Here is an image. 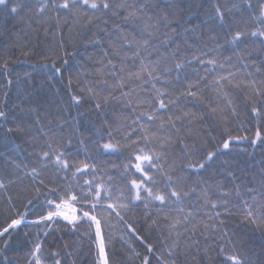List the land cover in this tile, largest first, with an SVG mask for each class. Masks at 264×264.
<instances>
[{
    "label": "trees",
    "instance_id": "1",
    "mask_svg": "<svg viewBox=\"0 0 264 264\" xmlns=\"http://www.w3.org/2000/svg\"><path fill=\"white\" fill-rule=\"evenodd\" d=\"M12 2L15 0H10L9 7ZM22 2L27 7L17 14L0 11V111L5 113L0 118V182H3L0 230L11 219L24 214V223L0 237V264H35L32 252L36 243L42 246L39 258L43 264H54L56 259L61 264H98L96 246L88 235L94 239L95 228L94 225L90 228L87 220L75 228L61 217L32 223L52 210L48 201L58 203V198L64 197L69 188L79 194L84 181L93 179L108 187L106 195L111 197L102 200L103 207L93 213L101 220L109 264H144V257L149 258L150 264L164 261L222 264L221 244L228 247L230 254L238 252L248 257L251 264H264V228L243 218L244 201L249 205H264V142L257 141L255 146L251 143L258 127L264 133V46L260 43L263 37L249 36L237 44L225 43L237 30L264 27L254 20L260 15L264 0H147L144 16L150 13L154 18L150 21L124 20L127 12L115 7L121 2L139 6L144 0H110L114 7L103 14L81 8L75 16L63 10L57 16L51 7L41 16L35 11L37 0ZM217 4L225 11L223 24L215 18ZM165 13L173 23L169 27L160 23L152 44L159 53L167 55L169 66L177 60L187 62L179 72V80L175 79L177 73L173 70L169 76L171 84L157 81V87L167 88L168 98L186 91L189 83L195 85L192 91L199 93L195 98L181 96L178 106L171 105L158 113L165 121L171 115L175 127L169 123L160 127L159 120L150 121L143 116L136 120L141 112H151L148 103L153 95L151 84L141 87L140 81L132 80L125 89L112 91L97 81L107 79L112 84L115 78L96 72L102 64H107L103 49L108 50L118 73L123 52L131 56L132 50L127 47L121 56L113 53L110 42L122 43L117 40L120 31L113 25H119L131 38L139 35L145 22L154 24ZM166 36L171 39L164 43ZM96 37L100 38L99 43H88ZM159 53L148 56L141 51L140 56L155 60ZM58 56L62 59L57 60ZM193 56L205 63L193 60ZM53 60L56 67L67 60L62 74L54 73ZM210 60L217 63H207ZM140 63V58L124 61L122 75L136 71ZM103 71L107 73L111 69ZM229 73L233 75L229 77ZM218 77L229 78L218 81ZM133 85L137 91L130 97L132 105L125 106L121 99L102 106L99 112L95 109L97 100L110 91L119 96ZM89 87L93 88L96 99L87 91ZM71 95H81L83 102L77 107L71 102ZM137 98L144 103L137 105ZM253 107L259 109V117L252 111ZM184 112L190 115L184 116ZM106 125L113 131L112 142L121 146L118 152H106L97 146L98 141L108 142ZM145 133L147 141L143 139ZM228 135L247 139L234 141L229 150H224L204 169L186 170L187 164L199 161ZM101 136L103 140L99 139ZM185 144L192 149L190 155L185 154ZM139 148L163 154L159 161L161 171L152 173L155 187L148 185L154 192L163 190L166 175H171L176 181L172 187L188 192V196H182L179 202L161 204L142 192L145 199L133 202L134 191L129 181L139 179L140 174L134 170L128 173L124 166ZM61 150L70 161L67 170H57L54 155L42 159L44 151ZM84 163H94L95 170L90 168L73 175ZM32 168L37 170L35 177ZM248 189L255 191L249 194ZM211 202L221 206L213 209ZM116 203L129 204L128 210L120 213L123 220L106 210L108 204ZM181 208L183 212L179 211ZM189 209L193 214L185 221ZM253 210L257 211L255 207ZM217 212L219 217L215 215ZM177 220L180 223L173 228ZM225 232L226 238L220 239ZM148 245H152L151 251ZM53 253L59 255L54 257Z\"/></svg>",
    "mask_w": 264,
    "mask_h": 264
},
{
    "label": "snow or ice",
    "instance_id": "2",
    "mask_svg": "<svg viewBox=\"0 0 264 264\" xmlns=\"http://www.w3.org/2000/svg\"><path fill=\"white\" fill-rule=\"evenodd\" d=\"M38 7L35 9L36 13L43 16L44 13L49 9V7L53 8L57 16L59 15V12L61 10L66 11L72 15H76V10L81 8H88L93 10L94 12H100L103 14L104 11L110 10L114 7V5L110 2V0H60L59 3H57V0H51V4H49V0H37ZM10 0H0V11H4L8 14H17L20 11H23L27 5L22 2V0H15V2L11 3V6L9 7ZM147 0H144L143 3H140L139 6L128 5L126 2H121L115 5L117 9H124L127 14L123 17L124 20L127 21H138L146 19V21L153 20V16L149 13L147 17L145 18L144 14L147 12ZM233 7H236V5H233ZM131 8V11H128V9ZM230 11V10H228ZM113 15H117V12L113 11ZM215 18L221 23H224L225 20V11L221 10L220 6L217 4L215 5ZM89 22H91L92 17H89ZM254 20L259 22V24L264 25V6L261 8L260 15L257 17H254ZM107 22V21H105ZM57 23H59V20H57ZM160 23H163L164 26L169 27L173 20L169 19V16L167 13H165L163 16H161L159 19L156 20V23H148L145 22L143 26L139 29V35H133L131 38H129V35L123 30L120 29L119 25H113L114 28L118 29L120 31V35L117 37L118 41H122V43H117L116 41L110 42V47L112 48V51L115 55L121 56L122 50L127 47L131 49V56L127 52H123L121 65L119 69V73L116 71V64L113 63L112 59L109 58V53L107 49H103V56L104 58H107V64H102L101 68L96 69V72L101 75H110L115 78V82L112 84H109V81L107 79H101L98 80V84L105 85L112 89V91H115L116 89H125L128 87L129 81L132 80H138L140 81V86L143 87V85L151 84V92L153 93L152 98L150 101H148L149 106L151 107V112H141L140 115L136 117V120L139 121L141 117H147L150 121L159 120L160 121V127H163L165 123L172 124L173 127H175V123L173 121V118L171 115L168 116L167 121L162 119L158 113L161 110H167L169 106L171 105H177V102L181 96H189V97H198L199 93L192 91V88L195 86L192 83H189L187 85V90L184 92L179 93L174 98H168L169 93L168 89L164 87H157V81H162L164 84H171V80L169 79V76L173 72V70L176 71L177 75L175 77L176 80H179V72L182 70L184 64L187 62L185 60H177L172 66H169L167 63V55L164 53H159V49L156 45L152 44V39L155 36L156 30L158 29V26ZM105 31H107L105 29ZM174 32L175 29H172ZM264 37V27H257L255 30H237L235 31L231 36L229 40H226L225 43L230 44H237L239 41H241L243 38L246 37ZM171 37H165L164 43H167L168 40H170ZM100 42V38L96 37L95 40L88 41V43L96 44ZM261 45L264 46V39L260 41ZM61 47H63V43L61 42ZM217 47H220V45H217ZM151 49V51H149ZM141 51H144L147 53L148 56H151L152 52L159 53L157 58L155 60H148L147 56L141 57ZM173 55H175L173 53ZM136 58L141 59V63L136 71H128L127 75H122L125 71V64L124 61L128 59H132L133 61ZM62 59V57H57V60ZM193 60H199L201 64H204L205 61L202 59H199L197 56L192 57ZM242 59V57H241ZM147 60V62H145ZM207 63L215 65L217 62L216 60H210ZM67 64V60L63 61V64L61 67H56V60L52 61L53 71L56 74H62L63 66ZM223 67V65H221ZM104 69H111L110 72L105 73ZM259 71V69H257ZM233 73H229V77H231ZM146 77V78H145ZM229 77H218V81H223L225 79H228ZM203 79V77L201 78ZM71 84V80L69 81ZM195 84H199V81H196ZM145 91H149L148 89H144ZM84 89H81V92H83ZM87 91L93 95V98L96 99V94L93 91L92 87L87 88ZM136 86L133 85L131 88H129L128 91H121L119 96L112 95V92L110 91L106 96H104L102 99H98L97 102L94 104L95 109L99 112L102 106H107L111 101L115 100H121L123 99L125 101V106H129L133 104L132 97L133 93L136 92ZM226 95V94H225ZM71 102L76 105L77 107L83 102V98L81 95H71L70 96ZM135 103L137 105H140L144 103L141 99L137 98L135 100ZM229 104L231 101L228 102ZM135 111V109H133ZM212 111H215L213 109ZM252 111L256 113V115L260 116V111L258 108L253 107ZM184 116H189L190 113L184 112ZM193 118H195V114H191ZM5 116V113L3 111H0V118H3ZM39 119V118H37ZM176 119H180V117H176ZM135 122V121H134ZM64 123V122H61ZM142 130L143 129V126ZM107 128V137L108 142L106 143H99L97 142L98 148L104 150V151H112V152H118L120 149L119 143H113V131L111 129L110 125H106ZM8 131H12V129H8ZM43 131V129L41 130ZM99 131V129H98ZM178 132L179 129H176ZM45 136L48 135L47 132H43ZM223 135V133H222ZM100 140H103L104 137L101 136L99 138ZM145 141L148 139L147 133H145V136L143 137ZM170 139V138H169ZM247 139V137H240L236 136L233 137L231 135H228L226 139L223 140L221 144H218L217 147L212 151H207L199 161L189 163L186 165V170L188 169H204L209 163L214 161L217 156L221 155L224 150H229L230 145L234 141H240ZM257 141L264 142V133L261 132L260 128L258 127L255 133V138L251 140V143L253 146L256 145ZM71 141L69 140V143ZM182 142V141H181ZM81 143H83L81 141ZM135 143V142H133ZM51 147V145H49ZM184 149L186 150L185 154L190 155L192 152V149H189V146L187 144L184 145ZM54 155L55 159L53 163L57 166V170H67L71 165L70 161L68 159H65L64 157L67 155L63 150L55 153H51L49 151L42 152V159H50L51 156ZM161 153H157L151 149L145 150L144 148H139L135 152H133L132 156L129 158V163L124 166L125 171L128 173H132L134 170L135 173L140 174L139 179H131L129 181L130 188L134 191V195L131 197V200L139 201L142 199H145L141 195V193H146L147 198H150L155 201L161 202V204L164 203H170L173 200L179 202L182 198V196L186 197L188 196V192H182L180 190H177V188L172 187L176 181L173 180V176L166 175V184L165 188L163 190H157L153 191V187H155L156 181L154 179V176L152 173L159 172L162 169V165L159 164V161L162 158ZM95 170L96 165L84 163L82 167H77L75 173H84V170L87 169ZM32 175L35 177L38 175L36 168L31 169ZM229 175H232V173H229ZM262 175H264V172H262ZM111 179V178H109ZM41 184H43V181H40ZM149 183L153 185V187H149ZM264 186V185H262ZM0 187H3V182H0ZM84 187L87 188L86 191H84ZM254 189H248L249 194L253 193ZM37 192H39V189H37ZM109 192V188L106 187L104 184H99L96 182L95 179L89 181L85 180L84 185L81 186V191L79 194L72 191L71 188H69L66 192L64 197L58 198L59 202L56 201H48L47 204L49 208L52 210L47 212L46 216H40L38 221H34L32 223L39 224L40 222L44 221H53L57 217H62L64 221H67L68 224L72 225L73 228L76 227V225L83 221L87 220L90 224V228L92 225H94L95 231H94V239L91 234L89 235V239L93 241V243L96 246L97 249V255H98V264H109V258L108 254L106 252L107 243L105 241V237L103 234V227L101 224V220L98 219L97 215L93 214L97 211L98 207H103L101 204L102 200L105 199H111L110 196L106 195ZM237 195H240L239 191L236 193ZM121 199L123 198V195L121 194ZM253 200H255V197H253ZM209 201L206 200V203ZM32 202L29 201V204ZM245 205L244 208V219L252 224H254L258 228H264V205H249L248 201L243 202ZM223 205L225 206V211H228L227 208V201L223 202ZM221 205L216 202H211V207L213 209L220 207ZM88 208L89 210L85 211V208ZM254 207L257 209V211H254ZM129 208V204H108L106 210H111L109 212V215L111 212H115L116 216L119 217L121 220H123V217L120 216L121 211H127ZM180 212H183L184 209L181 208L179 210ZM191 209L188 210V213L184 215V220L187 221L189 217L192 215ZM217 217H219L220 213H215ZM22 223H24V214H20L19 218L11 219V222L7 224L6 227H4L2 230H0V237L9 234L10 230H15L18 226H20ZM180 221L177 220L172 227L175 228L177 224H179ZM221 224H223V221H220ZM127 227L131 228V225H127ZM213 229L216 228V225H212ZM135 231V229H132ZM109 236H111V233H109ZM227 233L225 232L220 239L226 238ZM230 243V241H229ZM7 244V242H5ZM41 244L36 243L34 250L32 252V255L36 257L35 264H43V261L39 258V253L41 252ZM149 251L152 250V245H148ZM205 252H207V249H205ZM219 254L222 257V264H251V261L248 259V257L243 256L241 253H229L228 247H226L224 244L220 245L219 248ZM54 257L58 256L59 253H53ZM54 264H61V261L59 259H56ZM144 264H150L149 258L144 257ZM163 264H168L167 261H164ZM172 264H175V261L172 262Z\"/></svg>",
    "mask_w": 264,
    "mask_h": 264
},
{
    "label": "rangeland",
    "instance_id": "3",
    "mask_svg": "<svg viewBox=\"0 0 264 264\" xmlns=\"http://www.w3.org/2000/svg\"><path fill=\"white\" fill-rule=\"evenodd\" d=\"M263 39H264V37H263Z\"/></svg>",
    "mask_w": 264,
    "mask_h": 264
}]
</instances>
